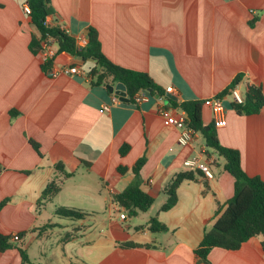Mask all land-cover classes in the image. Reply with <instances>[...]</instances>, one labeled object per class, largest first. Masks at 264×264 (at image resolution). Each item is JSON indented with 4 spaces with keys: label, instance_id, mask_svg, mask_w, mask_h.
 Returning a JSON list of instances; mask_svg holds the SVG:
<instances>
[{
    "label": "crops",
    "instance_id": "crops-1",
    "mask_svg": "<svg viewBox=\"0 0 264 264\" xmlns=\"http://www.w3.org/2000/svg\"><path fill=\"white\" fill-rule=\"evenodd\" d=\"M25 3L0 0V203L6 200L0 233L20 235L13 248L0 252V264H25L19 248L28 264H264L261 236L238 250L215 247L205 261L196 255L205 232L233 198L235 178L200 132L182 146L180 130L165 126L161 115L167 108L187 118L167 94L179 103L206 101L239 74L242 96L248 86L264 95V0H51L49 24H64L73 37L95 29L110 61L152 78L162 95L150 94L140 104H113L106 86L92 87L82 60L68 52H58L54 66L77 65L84 73L46 72L31 47L40 34L23 12ZM222 101L220 143L239 150L246 173L264 181V108L239 115L230 95ZM104 104H111L109 112ZM202 118L205 126L214 124L207 105ZM124 144L130 149L121 156ZM144 155L142 189L154 203L121 220L114 196L134 175L118 167L131 168ZM191 158L213 160V178L184 181L176 205L162 211L171 180L194 170L184 165ZM51 182L60 185L59 193L41 199ZM61 207L84 216L61 217L55 213ZM49 212L60 226L53 244L45 227L57 219ZM153 217L168 230L151 232ZM127 242L139 246H122Z\"/></svg>",
    "mask_w": 264,
    "mask_h": 264
},
{
    "label": "trees",
    "instance_id": "trees-1",
    "mask_svg": "<svg viewBox=\"0 0 264 264\" xmlns=\"http://www.w3.org/2000/svg\"><path fill=\"white\" fill-rule=\"evenodd\" d=\"M50 1L27 0L31 8L29 18L40 34L39 38L33 37L31 44L33 50H40L42 40L48 37L54 38L58 52H68L74 56L83 57L82 62L86 66L92 87L122 83L126 86L131 102H133L134 95L142 90H146L151 95L154 93L162 95L161 89L147 73L127 69L110 61L103 53L99 35L95 29L91 28L86 35L87 45L80 47L75 37L61 30L58 25L49 24L48 17L53 14ZM42 67L46 72H49L51 63L47 62ZM242 77V74L237 75L219 96L230 95L231 90L241 83ZM243 98L244 101L241 104L231 103V108L239 115L257 114L264 108V95L261 89L255 86H248ZM170 102L187 114V125L202 134L207 147L225 160L224 169L235 178L233 198L228 202L225 211L218 217L213 227L205 232L200 245L195 250L196 255L205 261L210 251L215 247L238 250L243 243L257 236L263 238L261 244L264 252V181L257 176L252 177L246 173L242 166L239 150L223 146L220 143L215 122L209 126L204 125L202 109L205 101ZM34 145L38 149V145ZM129 149L128 144L122 145L120 155L125 156ZM146 162L147 158L144 155L131 168L123 165L118 167L119 173L125 174L131 171L134 175L133 181L121 193L114 196L115 203L124 208L132 217L139 212L148 211L154 203V198L142 189L141 169ZM0 170H2L1 164ZM204 175V172L199 169L178 173L166 189L168 198L162 206V211H168L176 205L178 201L177 189L184 181L196 180ZM60 189L59 184L51 182L42 192L41 199H51L59 193ZM5 203L6 200L0 203V210ZM55 213L61 217L73 219H80L84 216L81 212L64 207L58 208ZM147 227L151 232L168 230L156 217L149 220ZM14 246L10 235L0 233V252H5ZM122 246L134 247L139 245L127 242L123 243ZM19 251L23 262L25 264L30 263L25 250L19 248Z\"/></svg>",
    "mask_w": 264,
    "mask_h": 264
},
{
    "label": "built area",
    "instance_id": "built-area-1",
    "mask_svg": "<svg viewBox=\"0 0 264 264\" xmlns=\"http://www.w3.org/2000/svg\"><path fill=\"white\" fill-rule=\"evenodd\" d=\"M23 12L26 16H29L31 13V8L28 3L23 5ZM59 28L64 32L70 34L69 29L62 23H57ZM71 35V34H70ZM78 46L84 47L87 45L88 39L87 36H79L75 37ZM55 45H57L54 38L48 37L41 41V47L39 53L41 55L42 63L45 64L47 62L51 63V67L49 70V74L52 77H58L61 74L65 75H74L84 73V70L81 66H63L57 68L54 66L55 58L58 53V50L55 49ZM168 92H172L173 88L168 87ZM230 96L233 99V102L243 103L244 98L241 93L237 90V88H233L230 92ZM150 100V94L146 90H142L137 92L133 97V102L135 104H140L142 102H146ZM119 99L113 96L112 103H118ZM205 105L209 106L214 114V122L216 127L222 126L225 124L224 116H223V101L222 97L217 95L213 96L205 101ZM111 108V104H104L102 106V110L104 112H109ZM161 115L164 120V125L169 127H176L180 130V136L178 138V142L182 146L189 145L195 138L197 131L191 129L186 122V118L182 114H175L171 109L162 108ZM213 160L207 159V161H201L200 158H191L184 161V165L189 169H199L204 172L205 176L208 178H213V173L209 168V164H211ZM117 209L119 210V217L121 220L127 219V211L117 205ZM19 235H15L12 237V241H19Z\"/></svg>",
    "mask_w": 264,
    "mask_h": 264
},
{
    "label": "water",
    "instance_id": "water-1",
    "mask_svg": "<svg viewBox=\"0 0 264 264\" xmlns=\"http://www.w3.org/2000/svg\"><path fill=\"white\" fill-rule=\"evenodd\" d=\"M79 59L83 60V57H79ZM106 88L112 94V96L117 97L119 100L124 101V102L130 101L129 96H127V94H126V86L124 84H122V83H118L116 85L107 84ZM167 98L170 100L179 101L178 98H175L171 94H167ZM180 112L182 113L183 110L180 109Z\"/></svg>",
    "mask_w": 264,
    "mask_h": 264
},
{
    "label": "rangeland",
    "instance_id": "rangeland-1",
    "mask_svg": "<svg viewBox=\"0 0 264 264\" xmlns=\"http://www.w3.org/2000/svg\"><path fill=\"white\" fill-rule=\"evenodd\" d=\"M49 215H51L50 217L51 218H53V220H55L54 218H56L55 217V214L54 213H52V212H49ZM54 216V217H53ZM57 220H55L56 221V224L54 225L53 224V226H51V227H45V229L49 232V234H50V236H49V240H50V243L49 244H53L54 243V238H55V235L56 234H58L59 233V229H60V226L59 225H57V221H58V218H56ZM51 224V223H50ZM53 230H55V234L54 235H52V233H53Z\"/></svg>",
    "mask_w": 264,
    "mask_h": 264
}]
</instances>
